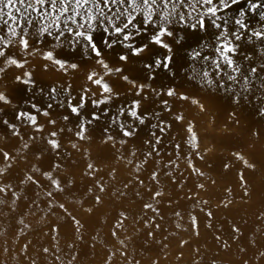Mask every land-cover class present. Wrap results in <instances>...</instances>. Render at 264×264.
Instances as JSON below:
<instances>
[{"label": "snow or ice", "instance_id": "1", "mask_svg": "<svg viewBox=\"0 0 264 264\" xmlns=\"http://www.w3.org/2000/svg\"><path fill=\"white\" fill-rule=\"evenodd\" d=\"M34 60L41 62L43 73H59L63 82H54L47 90L40 87ZM81 74L84 83L76 92L72 80ZM9 76L14 84L22 86V91L32 93V97L26 108L20 107L6 91L0 90V105L15 109L9 119L5 107L0 106V127L16 138V143L7 150L0 147V205L10 201L8 206L15 211L17 201L27 199L19 186H30L36 190L35 196L44 197L48 208L45 216L53 208L62 209L71 218L75 232L80 233L84 225L57 199L75 183L72 179L61 180L62 164L50 163L45 170L32 163L24 170L19 163L28 157L42 162L51 154L71 155L62 143L65 134L75 141H88L92 126L107 118V126L102 129L104 143H111L113 148L117 144L121 146L117 158L131 166L133 180L152 193L151 200L155 203L143 204L144 215L148 210L154 214L144 221V226L151 229L157 216L163 219L158 206L165 193L163 189L153 192L147 188L139 174L149 160L161 163L165 137L172 128L161 114H171L176 122L185 121L182 112L173 111L170 99L206 110L193 91L180 90L183 83H191L193 89L223 91L237 104L259 92L255 98L264 102V0H0V88L5 87L2 82ZM177 79L180 83H176ZM37 96L44 98L45 106L35 102ZM54 106L64 112H54ZM259 113L264 116V107ZM113 126L119 139L111 132ZM185 132L184 146L190 151L184 153V159L191 172L202 177L204 173L191 159L192 154L199 156V140L190 121ZM3 140L0 136V141ZM130 140L134 146L126 156L122 149ZM69 142L73 149H78L77 142ZM171 147L178 159L180 143ZM233 155L245 167L255 168L241 153ZM176 167V160L170 159L163 163V169L151 171L150 180L159 185L161 171L168 169L163 174L171 178ZM100 171L94 163H88L84 175L92 178L98 191L104 193L102 177L96 176ZM240 181L244 194L249 195L242 173ZM128 186L125 183L124 187ZM197 187L203 189L204 184ZM87 191L92 193L93 189ZM227 191L231 194V189ZM93 200L97 205L103 202L100 195H94ZM30 203L39 208L35 198ZM201 203L207 205L208 201L197 200L194 207ZM229 203L227 200L224 206ZM86 211L91 213L93 209ZM174 215L183 219L179 211ZM206 215L211 218L213 213L209 210ZM120 217L111 232L113 237L118 236L117 230L126 231L124 221L128 216L121 212ZM140 219L143 220V215ZM190 219L195 234L199 235L197 217L192 215ZM18 223L23 225L21 232L29 227L23 218ZM207 226L211 227V223ZM176 227H181L179 222ZM155 228L159 229L160 225L156 223ZM51 231L59 235L58 228ZM233 231L239 232V228L234 227ZM147 236L154 237V230H149ZM130 239V236L118 239L120 248L109 252L105 264H111L117 253L127 264H133L126 243ZM58 245L59 241L54 251L47 247L42 251L50 255L52 264H65ZM27 247L24 245V249ZM67 247L74 249L75 245L69 243ZM66 256V264L77 260L74 251Z\"/></svg>", "mask_w": 264, "mask_h": 264}, {"label": "rangeland", "instance_id": "2", "mask_svg": "<svg viewBox=\"0 0 264 264\" xmlns=\"http://www.w3.org/2000/svg\"><path fill=\"white\" fill-rule=\"evenodd\" d=\"M188 42L193 47L196 46L194 42ZM184 55L182 51L181 56ZM40 63L38 60L33 61L40 87L47 90L54 82H63L64 78L59 73H43ZM2 83L5 87L0 90L6 91L14 104L26 108V102L32 97V93L22 91V86L14 84L11 76ZM72 83L78 92L80 85L84 83L83 75L72 80ZM163 83L167 85V79ZM176 83H180L179 79ZM185 89L193 91L195 98L204 104L206 110L201 111L189 102L170 99L173 111L182 112L185 121L176 122L171 114L162 112V118H166L172 128L165 137L166 147L162 150L161 163L149 160L145 170L139 174L147 188H151L153 192L163 189L165 195L158 206L163 219L157 216L151 229L144 226V221L154 215L150 210L144 215L143 210L144 203H155L151 200L152 193L145 186L136 183L132 178L131 166L117 158L120 155L117 149L121 146L117 144L113 148L111 143H104L102 129L107 126V118H103L90 129L91 139L88 141H75L70 134H65L66 138L62 143L71 155L62 154L57 157L51 154L50 158H45L42 162L28 157L27 161L19 163V167L24 170H28L32 163H38L45 170H48L50 163L62 164L63 169L59 170L61 180L72 179L75 183L70 191L58 195L57 199L81 221L84 228L76 233L71 218L59 208H53L45 216L44 212L48 208L44 197L35 196L36 190L30 186H19L27 199L17 201L15 211L8 206L10 201L0 205V264H33V261L35 264H52L50 255L44 254L42 249L47 247L54 251L57 241L65 264L66 254L73 251L77 254V260L73 264H105L109 252L120 248L118 239L129 236L131 239L126 240L127 251L133 264L135 261H139V264H264V256L261 255L264 253V116L259 113L264 102L255 98L260 93H253L247 101L237 104L230 95L220 90L193 89L188 82L183 83L180 90ZM43 101L41 96L35 98V102L41 103L42 107L45 106ZM0 106L5 107L7 118L11 119L15 109ZM53 111L64 112L55 106ZM189 121L194 125L198 136L199 156H203L200 159L192 154L191 159L204 173L202 177L192 173L184 159V153L190 151L184 146L185 129ZM141 127L147 132L145 126ZM111 132L117 139L120 138L115 126L111 128ZM0 136L4 137L0 141V147H5L6 150L16 143V138L11 137L10 132L3 127H0ZM69 141L77 142L78 149H73ZM175 143L181 145L178 159L171 147ZM133 146L134 141L130 140L123 147V154L127 156L128 150ZM237 152L249 163L255 164V168L245 167L233 155ZM170 159H175L178 165L172 169L173 176H164L163 171H168L164 169L159 177L160 184H154L150 180L151 171L163 169V163ZM88 163H94L101 169L96 176L102 177L101 182L106 188L104 193L98 191L92 178L84 175ZM225 164L230 166L225 168ZM109 173H113L114 178ZM241 173L247 182L249 195L244 194L241 186ZM13 183L15 185L17 181L14 180ZM125 183L129 184L128 188L124 187ZM198 184H204V188L197 187ZM88 188H92L93 192L88 193ZM228 189H231V194ZM121 192L126 194L121 195ZM137 192L140 193L139 196L136 195ZM94 195H100L103 202L95 204ZM33 198L37 200L39 208L30 203ZM197 200H207L208 204L201 203L194 207ZM227 200L231 203L225 207ZM88 208L93 211L89 213L86 211ZM200 208L204 211L201 212ZM209 210L213 213L211 218L206 215ZM176 211L181 213L183 219L174 215ZM121 212L128 216L124 221L126 231L117 230L118 236L113 237L111 232L116 221L122 219ZM142 215L143 220L140 219ZM192 215L197 217L199 235L195 234L196 230L192 227ZM21 218L29 225L23 232L20 231L23 225L18 223ZM177 222L180 223V228L176 227ZM156 223L160 225L159 229L155 228ZM209 223L211 227L207 226ZM53 227L59 229L58 236L51 231ZM234 227L239 228V232H234ZM149 230H154V237L147 236ZM80 236L83 237L82 240L79 239ZM69 243H74V249L67 247ZM24 245L28 246L27 249H24ZM111 264L127 262L117 253Z\"/></svg>", "mask_w": 264, "mask_h": 264}, {"label": "bare ground", "instance_id": "3", "mask_svg": "<svg viewBox=\"0 0 264 264\" xmlns=\"http://www.w3.org/2000/svg\"><path fill=\"white\" fill-rule=\"evenodd\" d=\"M146 174H148V173H146Z\"/></svg>", "mask_w": 264, "mask_h": 264}]
</instances>
